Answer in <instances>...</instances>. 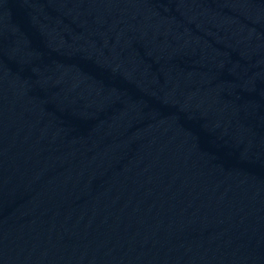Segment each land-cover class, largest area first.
Returning <instances> with one entry per match:
<instances>
[{"label":"water","instance_id":"obj_1","mask_svg":"<svg viewBox=\"0 0 264 264\" xmlns=\"http://www.w3.org/2000/svg\"><path fill=\"white\" fill-rule=\"evenodd\" d=\"M0 264H264V0H0Z\"/></svg>","mask_w":264,"mask_h":264}]
</instances>
